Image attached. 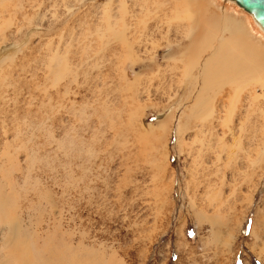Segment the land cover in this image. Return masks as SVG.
Returning a JSON list of instances; mask_svg holds the SVG:
<instances>
[{"label": "rangeland", "instance_id": "1", "mask_svg": "<svg viewBox=\"0 0 264 264\" xmlns=\"http://www.w3.org/2000/svg\"><path fill=\"white\" fill-rule=\"evenodd\" d=\"M191 6L225 21L198 58L178 0H0V264H264V90L196 81L264 33Z\"/></svg>", "mask_w": 264, "mask_h": 264}, {"label": "bare ground", "instance_id": "2", "mask_svg": "<svg viewBox=\"0 0 264 264\" xmlns=\"http://www.w3.org/2000/svg\"><path fill=\"white\" fill-rule=\"evenodd\" d=\"M178 1L184 3L185 8L187 7L182 13H180V15L177 13L178 16L186 19L188 18L187 20L192 21L193 27H196V30L199 28L198 31L194 30L190 36V48L192 50V53L190 52L192 55H190L195 58L200 55V53H204L212 48V40H214L213 38H215L216 33L220 32V26L224 24L225 21L223 19L222 23L221 17H203L202 15L204 11L201 7L200 10L202 13H192L190 8H192L191 5L194 3V0ZM254 21L257 27L264 33V29L256 22L255 19ZM228 23H230V21ZM204 24L205 33L202 40H200L202 37V33H199L202 32L200 27H203ZM243 33L244 31L242 27H233L228 38L226 37L227 39L221 40L219 46L215 48L211 58L206 61L202 69L200 79L196 78L197 82H199L198 80L202 81V88L204 91H214V89L216 90L219 88V85L217 84L226 83L235 85L238 92V89L241 88L239 84L243 83L241 86H246L245 84L252 80L254 83L259 84L262 90H264L263 50L260 49L256 43L250 41L249 44L244 39ZM184 58H187L186 55ZM254 72L257 76L251 74ZM49 258L52 259L49 261L47 260L46 262L43 261L45 259H41L44 263L39 264H77L73 259L71 260V258L70 260L69 258ZM20 260L21 264H36L33 260H29V257L27 256H21Z\"/></svg>", "mask_w": 264, "mask_h": 264}, {"label": "water", "instance_id": "3", "mask_svg": "<svg viewBox=\"0 0 264 264\" xmlns=\"http://www.w3.org/2000/svg\"><path fill=\"white\" fill-rule=\"evenodd\" d=\"M252 15L256 22L264 29V0H231Z\"/></svg>", "mask_w": 264, "mask_h": 264}, {"label": "snow or ice", "instance_id": "4", "mask_svg": "<svg viewBox=\"0 0 264 264\" xmlns=\"http://www.w3.org/2000/svg\"><path fill=\"white\" fill-rule=\"evenodd\" d=\"M189 235H192V233H189Z\"/></svg>", "mask_w": 264, "mask_h": 264}]
</instances>
